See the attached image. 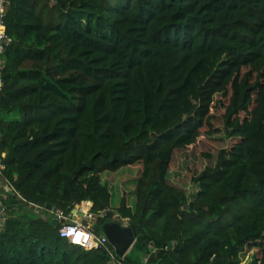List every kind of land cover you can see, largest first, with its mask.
<instances>
[{
  "label": "trees",
  "instance_id": "trees-1",
  "mask_svg": "<svg viewBox=\"0 0 264 264\" xmlns=\"http://www.w3.org/2000/svg\"><path fill=\"white\" fill-rule=\"evenodd\" d=\"M5 25L0 177L46 216L5 218L0 264H264V0H8ZM83 200L134 229L119 261L50 223Z\"/></svg>",
  "mask_w": 264,
  "mask_h": 264
},
{
  "label": "built area",
  "instance_id": "built-area-1",
  "mask_svg": "<svg viewBox=\"0 0 264 264\" xmlns=\"http://www.w3.org/2000/svg\"><path fill=\"white\" fill-rule=\"evenodd\" d=\"M8 0H0V67L2 64V55L5 50L12 44L13 39L8 35L5 25V15L7 9ZM2 86V77L0 75V88ZM3 156V154H2ZM4 165L0 160V176H2V171ZM5 179V178H4ZM8 184L12 194L15 198L22 203L32 206L31 203H27L24 199L16 192L14 187L5 179ZM37 207L43 210V207ZM47 209V208H46ZM6 206L0 197V224L5 220L6 216ZM47 213L50 214L52 218H56L59 221L58 224V234L66 238L70 243L79 245L84 249H101L105 251L113 261H119L117 259L116 252L114 248H109V241L103 233H96L94 230V225L99 221L100 218H104L106 211L102 210L99 212L92 211V202L90 200H83L80 203L75 204L68 214L64 213L59 208L47 209ZM121 225L127 226L128 220L126 218H121L117 214ZM116 217H113V219ZM117 220V218H116ZM126 221V222H124ZM148 256L144 258L142 264H148Z\"/></svg>",
  "mask_w": 264,
  "mask_h": 264
},
{
  "label": "water",
  "instance_id": "water-1",
  "mask_svg": "<svg viewBox=\"0 0 264 264\" xmlns=\"http://www.w3.org/2000/svg\"><path fill=\"white\" fill-rule=\"evenodd\" d=\"M46 208L51 210L54 207L51 204H46ZM50 223L57 227L59 221L56 218H51ZM95 228L107 237L116 252L117 259H122L136 240V233L132 226L121 225L107 215L104 216L101 223L95 224ZM172 245V242H168L167 250H170Z\"/></svg>",
  "mask_w": 264,
  "mask_h": 264
},
{
  "label": "crops",
  "instance_id": "crops-1",
  "mask_svg": "<svg viewBox=\"0 0 264 264\" xmlns=\"http://www.w3.org/2000/svg\"><path fill=\"white\" fill-rule=\"evenodd\" d=\"M4 155V154H3ZM0 180L4 181V178L0 177ZM2 181H0V197L2 198L7 210H6V216L9 215H20L23 213H26L27 209H32V211L36 214L41 215H45L44 213L41 212V209L37 208V207H33L30 205H27L25 203L20 202L19 200H17L14 196V194H12V191L10 190L8 184H4ZM48 217L51 219L52 217L50 216V214H48ZM3 224V223H2Z\"/></svg>",
  "mask_w": 264,
  "mask_h": 264
},
{
  "label": "rangeland",
  "instance_id": "rangeland-1",
  "mask_svg": "<svg viewBox=\"0 0 264 264\" xmlns=\"http://www.w3.org/2000/svg\"><path fill=\"white\" fill-rule=\"evenodd\" d=\"M213 136H215V137H218L219 135L218 134H216V135H213ZM210 137V138H214V137ZM221 141V146H223L224 145V143H223V141H222V139L220 140ZM197 153H200L199 151H197ZM185 155H188V154H181L180 155V157H178V165L177 166H174V170H177L179 173H177V175H178V177H182V179H183V181L186 183V184H188V182H189V180L187 179V175L188 174H190V172H189V168H193V164H194V159H192V158H187V160H188V162H187V166L186 167H184V164L185 163H183L184 162V158H185ZM202 156V155H201ZM203 158V160H201L200 162H199V168H202L203 167V165H205L206 163H208V159H206V158H204V157H202ZM174 178H176V175H174ZM0 181H2L3 182V180H0ZM4 181H5V179H4ZM4 183V182H3ZM4 184H6V181H5V183ZM115 197L114 198H112V201H115ZM30 209H27L26 211H29ZM31 212H33L32 211V209H31ZM41 212H42V210H41ZM45 215L44 216H46V213H44ZM39 215V214H38ZM42 217H44L43 215H41ZM113 217H116L117 219H118V217L116 216V214H114L113 216H111V218L113 219ZM116 218H114V219H116ZM124 222H126V221H124ZM2 226V224H0V227ZM127 226H129V224H127ZM96 233H100V231H96ZM134 244V243H133ZM149 246H151V245H149ZM132 247H133V245L131 246V248L128 250V252L130 251V250H132ZM141 251H136L135 253H137V255L139 254L140 255V260H141V264L144 262V258L145 257H147L148 255H147V253H140ZM154 253V252H153ZM251 256V255H250ZM250 256H248L249 258H250ZM248 258V259H249ZM149 259V258H148ZM247 259V260H248Z\"/></svg>",
  "mask_w": 264,
  "mask_h": 264
}]
</instances>
